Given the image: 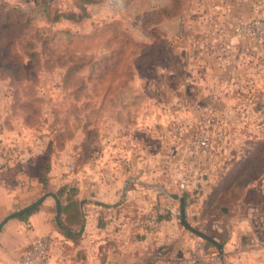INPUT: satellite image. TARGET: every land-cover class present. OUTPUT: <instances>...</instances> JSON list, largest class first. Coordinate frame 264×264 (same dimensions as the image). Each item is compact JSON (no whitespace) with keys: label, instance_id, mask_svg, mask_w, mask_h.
Instances as JSON below:
<instances>
[{"label":"rangeland","instance_id":"374dc122","mask_svg":"<svg viewBox=\"0 0 264 264\" xmlns=\"http://www.w3.org/2000/svg\"><path fill=\"white\" fill-rule=\"evenodd\" d=\"M231 1L0 0V138L7 142L0 147L11 156L10 169L43 173V156L31 157L28 166L20 161L33 149L47 152L49 144L55 152L51 176L74 181L71 171L84 162L83 176L107 181L127 168L134 152L190 153L198 134L225 136L200 157L237 148L228 140L224 102L216 110L209 104L208 57L225 49L230 23L240 38V25L262 18L241 20L243 0L232 1L233 11ZM244 1L261 12V1ZM262 164L264 155L238 186ZM147 167L159 168V157ZM51 185H31L22 207L51 192ZM237 196L220 197L219 204ZM51 215L57 231L55 205ZM42 236L52 241L44 264H70L63 240Z\"/></svg>","mask_w":264,"mask_h":264},{"label":"crops","instance_id":"0c3cea01","mask_svg":"<svg viewBox=\"0 0 264 264\" xmlns=\"http://www.w3.org/2000/svg\"><path fill=\"white\" fill-rule=\"evenodd\" d=\"M232 1L229 6L233 11ZM256 1L262 3L259 14L253 9V2L241 1V20L255 16L264 19V0ZM235 26L230 23L224 36L225 49L208 57L213 69L207 94L215 110L220 101L224 102L223 109L228 111L225 122L230 125L228 140L230 144L237 142L238 147L233 145L234 149L209 157L180 150L170 155H153L150 150L143 155L134 152L135 159L127 168L114 171L107 181H91L83 176L86 162L79 170L71 171L78 176L76 181L62 176L54 178L51 174L55 152L49 151V145L47 152H26L21 164L28 166L27 161L35 156L49 161L47 183L48 187L53 185L51 189L55 186L53 193L63 186H74L80 227L70 231L62 225L64 229L56 231L51 215L55 203L47 197L25 217H14L3 224L0 264H16L23 250L42 235L63 240L64 247L70 249V264H264V164L250 181L227 190L225 197L230 196V191L239 195L229 199L228 205L219 204L222 193H217L225 179L239 169L243 173L250 168H244L246 164L264 155V41L237 38ZM6 143L0 138V145ZM2 148L0 222L21 209L32 195L31 185L42 187L41 170L35 176L28 171L26 174L23 168L10 169L11 156ZM158 157L159 168L147 167ZM180 182L184 183L183 189ZM169 194L184 197L185 220L222 245V258L212 243L181 225L179 204ZM82 226V233L75 235ZM65 234L78 237L77 244Z\"/></svg>","mask_w":264,"mask_h":264},{"label":"built area","instance_id":"2783aa9c","mask_svg":"<svg viewBox=\"0 0 264 264\" xmlns=\"http://www.w3.org/2000/svg\"><path fill=\"white\" fill-rule=\"evenodd\" d=\"M239 32L246 37L264 41V19H254L240 25ZM215 139L207 135L198 134L189 142L188 151L199 156H206L216 141L224 140L225 136L219 132ZM180 188L184 183L180 182ZM150 225L152 223H149ZM52 241L48 236L34 240L18 258L16 264H44L51 247Z\"/></svg>","mask_w":264,"mask_h":264},{"label":"trees","instance_id":"16d2710c","mask_svg":"<svg viewBox=\"0 0 264 264\" xmlns=\"http://www.w3.org/2000/svg\"><path fill=\"white\" fill-rule=\"evenodd\" d=\"M23 126L24 127H30L29 124H27V122H25V121H23ZM53 148H54V145L53 144L52 145L49 144V151L53 150ZM246 159H247V161H249V157H247ZM258 160H259V157L255 158V159H252V162L250 161L251 162L250 164H248V165L246 164L244 166V168L246 166H249L250 168L246 169L243 173H242L241 169H239L237 173H234L229 178H227L226 183L222 184L220 190L217 193H219V192L222 193L221 197H223V196H225L224 195L225 193L227 194V190L231 189L230 187L233 186L234 187L233 189H235V187L238 186L236 180H238V178L241 175H244L247 172V170L251 169V167ZM45 164H46V167L43 169V173H42V184H43V187L46 185L47 172H48V170L50 168V164H49L48 160L45 162ZM75 191L76 190L73 187H71V186H63L56 193L58 198H59V200H60V204H61V202L64 203L60 207V216L61 217L63 216V218H62L63 226H65L66 229H68L70 231H77L79 229V227H80V220H81L80 219V213H79V210H78V203L75 200H73V196L75 195ZM230 192H232V191H230ZM230 192H229V195L231 194ZM63 196H64V198H63ZM226 197H229V196L227 195ZM35 209H32L31 211H33ZM31 211H28L27 213L18 216V218L25 217ZM72 227H75V229H73ZM65 235L73 243L77 244L78 237H76L74 235H71V234H65Z\"/></svg>","mask_w":264,"mask_h":264},{"label":"water","instance_id":"95a60500","mask_svg":"<svg viewBox=\"0 0 264 264\" xmlns=\"http://www.w3.org/2000/svg\"><path fill=\"white\" fill-rule=\"evenodd\" d=\"M25 2H29V0H24ZM47 197H51L54 200L55 203V221L57 223V225L61 228L64 229L60 223V200L58 198V196L56 195V193L53 192H47L44 193L41 197H39L36 201L32 202L31 204L9 214L8 216H6L1 222H0V230L3 226V224L14 217H18L22 214L27 213L28 211H31L32 209L36 208L37 206H39L42 201L47 198ZM169 197L175 201L178 202L179 204V221L181 223V225L190 233H192L193 235L204 239L206 241H209L210 243H212L218 250L219 256L222 258V245H220L219 243H217L214 239L210 238L209 236H207L206 234H204L203 232L199 231L198 229L192 227L190 224L187 223V221L185 220V199L183 196L178 195V194H169ZM98 205H101L100 203H95ZM83 230V226L81 227V229L74 233L75 235H80L82 233ZM223 264V263H221Z\"/></svg>","mask_w":264,"mask_h":264}]
</instances>
